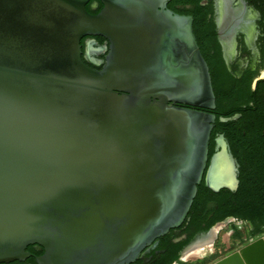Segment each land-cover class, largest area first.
I'll return each mask as SVG.
<instances>
[{"label": "water", "instance_id": "95a60500", "mask_svg": "<svg viewBox=\"0 0 264 264\" xmlns=\"http://www.w3.org/2000/svg\"><path fill=\"white\" fill-rule=\"evenodd\" d=\"M170 1L0 0V263L38 245V264H131L184 220L215 122L194 108L215 96ZM85 36L109 43L100 70ZM215 148L206 186L236 190L224 135ZM211 264H264V235Z\"/></svg>", "mask_w": 264, "mask_h": 264}, {"label": "flooded vegetation", "instance_id": "af4514ba", "mask_svg": "<svg viewBox=\"0 0 264 264\" xmlns=\"http://www.w3.org/2000/svg\"><path fill=\"white\" fill-rule=\"evenodd\" d=\"M199 5L201 9L198 10V12L203 13V16L200 20L201 23L199 25L195 23L194 17L190 13L176 11H183L184 9L188 11L195 10L196 7H194L192 4H182L177 2V0H172L167 4V8L174 11L175 13L192 17L193 33L200 53L205 60L208 69L210 64L214 67L223 65L235 80L242 79L246 74L257 73L252 84V87L255 88L256 83L259 80L264 79V0H200ZM103 6V0H87L85 5L87 11L92 14L98 13L103 8ZM196 32L198 33L199 38L196 35ZM81 47L82 58L85 63L92 69H102L106 62L105 56L109 51V43L106 41V39L102 36H85L81 39ZM202 48L204 49V52ZM262 95V101L264 102V94ZM176 105L183 106L181 104ZM186 107L193 108L190 106ZM194 109L204 111L214 116L212 113L214 109ZM219 135L224 134L217 133L214 136V146L212 148L211 154H209L208 145L207 162L201 179V181H204L205 185L206 171L212 156L217 151L215 146L216 139ZM229 151L237 162V178L239 180L240 166L230 145ZM238 188L239 184L236 190H230L227 188H221L218 191L212 190L214 194L210 195V198L204 202L203 207L200 206L199 208L197 207L198 209H194L195 211L193 210L191 216L188 215V212L191 208L190 207L181 224L171 228L165 235L155 239L151 244L147 245L142 250L138 258H143L144 261L149 262L152 259L153 253H158L160 242L164 238H168L173 245L187 240L186 244H184V246L179 251L178 259L172 264H187L188 262L186 260L190 255L196 254L198 247L201 249V252L204 250H209V248H211V246H213V244L217 241L218 236H216L215 239H209L207 241L208 243L202 242L199 244L200 246L194 248L193 250L187 251L186 254H183L186 246L198 235L212 231L222 222L236 219L244 221V219L235 216H229L224 221H216L215 224H213L210 228L203 231L196 230V225L192 223V218L199 217L201 227H205L209 222L214 220L219 212V193L222 190H226L227 193L229 192V194L234 195L236 194ZM257 238H259V235L255 239ZM211 241L212 243H210ZM202 246L203 248H201ZM25 252L26 256L23 259L3 262L0 264H38V258L42 256L44 250L38 245H29L25 249Z\"/></svg>", "mask_w": 264, "mask_h": 264}, {"label": "trees", "instance_id": "16d2710c", "mask_svg": "<svg viewBox=\"0 0 264 264\" xmlns=\"http://www.w3.org/2000/svg\"><path fill=\"white\" fill-rule=\"evenodd\" d=\"M177 2L196 7L195 10L176 11L190 13L196 24L201 23L203 13L198 12L201 9L200 0H177ZM196 35L199 38L197 32ZM202 50L204 52L203 48ZM209 69L215 96V108L212 111L215 123L210 134L209 154L214 146V136L217 133L224 134L240 166L239 188L234 195L227 193L226 190L219 193V212L205 227H201L199 217L192 218V223L196 225V230L205 231L216 221H224L229 216H235L249 221L255 228V234H262L264 233L262 229L264 227V102L262 101L264 79L259 80L253 88V79L257 73L246 74L242 79L235 80L223 65L214 67L210 64ZM236 114H240V117L221 121L222 118H230ZM213 194L214 192L202 180L197 185V192L188 215L191 216L197 207H203L204 202ZM186 242L187 240L173 245L168 238H164L160 242L158 253H153L149 262L138 258L131 264H172L178 259L179 251Z\"/></svg>", "mask_w": 264, "mask_h": 264}, {"label": "rangeland", "instance_id": "374dc122", "mask_svg": "<svg viewBox=\"0 0 264 264\" xmlns=\"http://www.w3.org/2000/svg\"><path fill=\"white\" fill-rule=\"evenodd\" d=\"M262 229L264 230V227ZM258 235L260 237L263 233L255 234L254 226L245 220L222 222L218 225V237L213 246L209 250L190 255L186 260L187 264H211L250 243Z\"/></svg>", "mask_w": 264, "mask_h": 264}, {"label": "bare ground", "instance_id": "6f19581e", "mask_svg": "<svg viewBox=\"0 0 264 264\" xmlns=\"http://www.w3.org/2000/svg\"><path fill=\"white\" fill-rule=\"evenodd\" d=\"M215 232H216V234H217V232H218V228H217V226L215 227ZM212 239H213V238H212ZM212 239H211V240H212ZM208 240H209V239H208ZM208 240H205V241H202V242L208 243V242H207ZM202 242H201V243H202ZM201 243H199V244H201ZM210 243H212V241H211ZM199 244H197V245L191 247V248H190L189 250H187V251L193 250L194 248L200 246ZM201 248H203V246H202ZM187 251H186V253H187ZM199 252H201V249L198 247V250L196 251V253H199ZM186 253H185V254H186Z\"/></svg>", "mask_w": 264, "mask_h": 264}]
</instances>
